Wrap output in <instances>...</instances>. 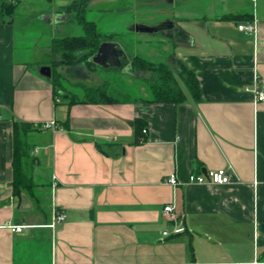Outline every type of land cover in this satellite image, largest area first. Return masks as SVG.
Returning <instances> with one entry per match:
<instances>
[{"label":"crops","instance_id":"1","mask_svg":"<svg viewBox=\"0 0 264 264\" xmlns=\"http://www.w3.org/2000/svg\"><path fill=\"white\" fill-rule=\"evenodd\" d=\"M207 1L172 2L182 11L167 19L179 27L169 30L168 63L193 71L201 92L194 97L181 80L186 98L177 103L147 100V84L140 97L85 101L41 73L52 64L37 60V47L46 53L59 35L30 39L17 13L0 22V264H264V102L253 91L264 83V0ZM61 10L44 7L29 26L64 24ZM249 21L253 33L239 28ZM107 42L119 44L117 62L79 69L102 84L111 70L146 80L149 72L133 74L120 40ZM79 78L73 85L86 87ZM16 122L30 123L21 132L35 160L33 192L13 191ZM228 166L233 182L189 181ZM171 174L177 185L166 182ZM56 211L67 218L52 229Z\"/></svg>","mask_w":264,"mask_h":264},{"label":"rangeland","instance_id":"2","mask_svg":"<svg viewBox=\"0 0 264 264\" xmlns=\"http://www.w3.org/2000/svg\"><path fill=\"white\" fill-rule=\"evenodd\" d=\"M52 0L40 1V0H23L22 3H18V7L13 15L20 16L18 21L23 23L24 25L28 22L29 24L25 26L27 30V37L32 39L33 35L42 37H49V35H59L58 37L63 36H78L84 33L82 26L74 20V11H70L68 9V5L73 3L76 0H62L60 4L54 5L51 4ZM91 0V3L94 1V6H92V10L87 11L88 19L94 20L98 28L103 30L106 33L112 34L113 36L110 39L117 38L124 44L127 49V53L131 58L127 59L126 63H133V57L135 55H141L154 63L158 62H172L170 57L175 42L170 39L171 31L167 30L164 33L160 34H138L137 32V23H150L157 24L171 18L174 20V16H177L179 10L178 5H174V3H179L180 5L187 6V4L194 2H200V6L202 3L208 2L207 0ZM205 1V2H204ZM20 2V0H19ZM20 4V6H19ZM61 6L63 11L62 21L64 20V24H60L57 26V22L50 23L47 25L39 24L37 26H29L33 24H38V19L41 17L39 15V11L46 7L49 13H54L55 9ZM101 8L99 13L97 10ZM29 12V13H28ZM12 15V16H13ZM55 16V15H54ZM51 18V17H48ZM46 18V21H48ZM45 20V19H43ZM42 20H40L41 22ZM175 21V20H174ZM136 25V26H135ZM30 35V36H28ZM56 38V37H55ZM37 39V38H36ZM40 40H36L39 43ZM52 42V41H51ZM43 45V44H42ZM43 48V47H42ZM42 48H38L36 50V58L39 62L51 63L59 61L62 57V52H54L52 47L51 50L47 49L46 53ZM80 65H84L83 63L75 65V66H65L58 65L56 70L62 71L64 73L63 80L64 84L68 86H73L77 90V95L86 96V91L84 87L81 85H73L75 83L74 75L75 72L81 75L82 78L79 80L85 82L87 86L89 85H101L103 82L100 80L99 82H95L96 76L93 74L91 70H86L84 67L79 69ZM69 69H73L74 72L68 71ZM134 70V69H133ZM88 74L89 78H85L86 75L83 76L82 73ZM91 71V72H90ZM104 72V71H103ZM66 73V74H65ZM74 73V74H73ZM108 73L107 77L109 79V84H107V89L112 95L116 97H134L144 95V91L142 90L148 83L146 80H138L136 78H130L128 75H124L121 70L104 72ZM99 72V76H100ZM73 78V79H72ZM78 80V81H79ZM143 84V85H142ZM147 87V86H146Z\"/></svg>","mask_w":264,"mask_h":264},{"label":"trees","instance_id":"3","mask_svg":"<svg viewBox=\"0 0 264 264\" xmlns=\"http://www.w3.org/2000/svg\"><path fill=\"white\" fill-rule=\"evenodd\" d=\"M19 0H0V22L11 17L18 7ZM91 0H76L68 9L74 11V20H76L83 28L84 33L78 36H63L52 39L51 47L54 52H62V57L57 62H53L52 79L53 82H65L63 80L64 73L56 70L58 65L75 66L81 63H86L89 68H96L90 58L98 51L100 45L107 42L112 34L106 33L98 28L94 20L88 19L87 11ZM151 33H164L167 30H173L179 27L176 23L166 20L159 24L152 25ZM131 63L133 74L149 72L146 77L148 89L151 97L147 100L156 102H180L186 98L185 91L181 85V80L187 84L192 94L196 98H200V85L196 74L188 67L179 63L177 72L171 67L168 62L154 63L151 60L135 55ZM63 85V83H62ZM85 101L92 103H106L120 101L119 97L112 95L107 89V84L100 86H86ZM61 91V90H60ZM56 91L58 97V93ZM30 123H15L14 126V156L12 161L14 178L13 191L15 194L20 193L23 189L33 192L36 182L34 180L33 165L35 160L30 158L29 144L25 142L21 127L23 130H28Z\"/></svg>","mask_w":264,"mask_h":264},{"label":"built area","instance_id":"4","mask_svg":"<svg viewBox=\"0 0 264 264\" xmlns=\"http://www.w3.org/2000/svg\"><path fill=\"white\" fill-rule=\"evenodd\" d=\"M239 28L245 30L248 33L255 32V25L252 21L239 24ZM249 89V88H247ZM255 93V100L257 102H264V83H257L256 87L253 89ZM2 118V114L0 112V119ZM44 127L51 129H59V125L56 121H48L44 123ZM147 133V130L143 131ZM235 179V172L232 166L223 167L215 170H210L207 173L203 174H191L189 177V181L191 183H199V184H225L233 182ZM166 182L171 185H177L179 180L175 174H171L167 177ZM174 211V207L172 204H167L164 207V213L166 215H170ZM67 218V215L64 212L56 211L52 217L51 222L48 224L49 227L55 229L56 226L64 222ZM26 227V225H10L9 228L14 232H21ZM165 235H168V231H164ZM229 264H247L245 262H232Z\"/></svg>","mask_w":264,"mask_h":264},{"label":"water","instance_id":"5","mask_svg":"<svg viewBox=\"0 0 264 264\" xmlns=\"http://www.w3.org/2000/svg\"><path fill=\"white\" fill-rule=\"evenodd\" d=\"M137 31L148 32L151 33L152 27L148 25H138ZM119 44L117 42H104L100 45L98 51L90 58L93 63L101 64L107 66L108 63L117 62V58L121 54V50L119 49ZM111 57L114 59L109 60ZM41 73L47 76L52 75L51 66H44L41 68Z\"/></svg>","mask_w":264,"mask_h":264}]
</instances>
